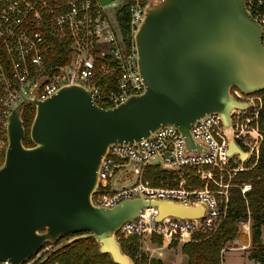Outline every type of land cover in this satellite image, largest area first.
I'll return each mask as SVG.
<instances>
[{"label":"water","instance_id":"water-1","mask_svg":"<svg viewBox=\"0 0 264 264\" xmlns=\"http://www.w3.org/2000/svg\"><path fill=\"white\" fill-rule=\"evenodd\" d=\"M144 13L133 35L141 94L111 109L98 108L91 91L81 86H62L43 101L25 100L24 106L35 107L28 147L22 142L24 107L19 104L9 114L0 167V261L23 264L47 243L42 263L78 240L93 238L114 264H130L114 235L141 209L156 210L154 221L202 216L200 206L156 199L96 207L91 195L97 171L109 145L135 144L163 125L179 131L187 151L201 150L189 127L206 115L217 114L229 126L231 111L248 108L232 97V88L244 95L264 89L261 30L244 0H156ZM225 154H238L241 161L247 157L232 140ZM66 234L73 236L55 244Z\"/></svg>","mask_w":264,"mask_h":264},{"label":"built area","instance_id":"built-area-1","mask_svg":"<svg viewBox=\"0 0 264 264\" xmlns=\"http://www.w3.org/2000/svg\"><path fill=\"white\" fill-rule=\"evenodd\" d=\"M152 1L156 0L119 3L117 0L105 3L101 0H0V167L8 144L7 119L17 105L24 107L25 100L43 101L62 86H81L91 91V99L98 108L111 109L144 91L133 35ZM121 7L128 14V43L117 19ZM244 7L260 28L264 46V0H244ZM61 44L67 53L55 48ZM108 75L114 76L103 82ZM235 111L239 110L229 114V126L223 125L217 114H208L190 125V137L201 148L198 151L186 150L184 137L173 125H163L147 139L132 145H109L97 171L98 185L92 192L91 203L112 208L124 200L141 198L200 206L203 214L199 218L173 216L154 221L155 210L150 222L142 217L143 208L136 220L120 228L137 223L148 233L161 235V247L174 239L190 242L195 231L210 236L224 218L225 207L220 205L226 203L227 190L219 201L212 190L204 187L188 191L180 181L172 188H151L146 182L131 186L117 183L122 173L131 171L136 177L142 169L154 164L163 170L191 168L200 180H213L210 168L222 170L225 159L231 156L225 154L222 145L238 131L237 123L231 118ZM252 116L255 118L254 113ZM225 127H229V134ZM154 159L158 161L151 164ZM231 170L234 173L237 169ZM249 188L245 182L240 187L241 193ZM0 264L9 263L0 261Z\"/></svg>","mask_w":264,"mask_h":264},{"label":"trees","instance_id":"trees-1","mask_svg":"<svg viewBox=\"0 0 264 264\" xmlns=\"http://www.w3.org/2000/svg\"><path fill=\"white\" fill-rule=\"evenodd\" d=\"M120 32L126 43L130 41L128 28V14L125 7H121L117 13ZM55 48L62 53H67L64 45H56ZM114 75H108L103 82H108ZM254 107L249 108L250 113L255 114L257 128L256 151L251 153L240 169L234 171L229 179L227 199L225 204L224 218L213 234L205 237L201 231L192 234V240L183 243L181 253L186 257L187 264H222V251L228 242H231L237 233L238 223L249 220L250 252L249 258L258 264H264V246L261 243V229L264 226V89L251 94ZM29 106H24L22 113V124L25 129V137L22 140L25 147L33 145L28 137L30 121L34 111H29ZM229 127L225 132L229 134ZM144 174V180L150 182L151 186L158 185L162 181L169 184L172 178L166 171L157 167L151 168ZM249 183L250 190L241 193L240 187L245 182ZM73 234L60 237L55 244L66 241ZM134 238L119 240L122 252L133 264H161L159 259L146 261L145 257L138 252V246ZM48 247L39 257L36 255ZM50 244L44 243L41 250L30 260L23 264H113L107 253H100L99 247L93 238L78 240L64 249L50 254L48 259L40 263L42 257L49 251ZM137 256V257H136ZM35 258V259H34ZM32 260V261H31Z\"/></svg>","mask_w":264,"mask_h":264},{"label":"rangeland","instance_id":"rangeland-1","mask_svg":"<svg viewBox=\"0 0 264 264\" xmlns=\"http://www.w3.org/2000/svg\"><path fill=\"white\" fill-rule=\"evenodd\" d=\"M120 1L121 0H117V3H119ZM231 95L238 101L247 102L249 104V108H252L254 106V102L252 100L253 98L251 95H244V94L240 95V93L235 88H232ZM27 106H29V109H30L29 111H32V109L34 111L33 106L31 105H27ZM231 118L233 119L235 123H237V130L242 133L241 134V133H238V131H236V133L234 134V137L232 136V140L234 143L237 144L240 151L242 152L244 151L245 153L248 154V158H245L243 161H241L239 159V156H237L238 154H232L231 156L225 159L224 163L221 166L222 170L210 168L209 171L211 172V178L213 180L208 179L207 182L204 180H200L197 177L196 173H194V170L191 168L190 169H172V170H164L167 172V174H170L172 176V178L169 179L171 180L169 181L170 185H165L162 183V181H160L158 185L151 186L150 182H148L147 180H144V175H145L144 173L149 170H154L151 168H154V167L159 168L158 165L154 164L158 161V159H154L153 161H151V164H154V165H149L145 167L144 169H142L141 175L134 177L131 171L122 173L118 180L117 185L128 181V185L130 186L136 183L137 184L140 183L144 185L146 182L147 186L151 188H155V187L172 188V187H176L180 181L182 182L183 188L188 191L192 189L200 190L206 187L207 189L212 190L215 193L216 198L219 201H221L225 197L223 193L226 191V188L228 187L230 175H232L233 173L231 172L232 171L231 169L241 168L244 162L247 159H249V157L251 156L250 153L253 150H256V140L258 136L256 123H255L256 119L254 118V116H252V113H250L248 109L242 112H239V111L232 112ZM227 145L228 143H226V145L225 144L222 145V148L224 151L226 150ZM246 183H248V181ZM154 214H155L154 209L145 208L144 211L142 212V217L145 218L144 219L145 221L150 222L152 221ZM237 226H238V229H237L236 236L238 240H241V242L243 243H246L247 241L250 242L249 220H246L245 222H240L238 223ZM130 238L135 239L134 241L136 242V246H138V252L141 253L145 257L146 261H149L150 259H154V260L159 259L161 264L162 263L185 264L183 261L184 259L182 257V253H181V247L183 243L179 242L177 239H174V241H171L167 246L163 247L161 256H158L156 250H161L160 247L163 246L161 245V235L154 234V233H148L147 231L143 230L137 223H134L133 225L127 226L125 228L124 227L120 228V231L114 235V240L116 244L118 245V247H119V240L121 239L126 240ZM233 240L231 242H228L225 245L224 250L222 251V257H221L222 264H237V263L253 262V261H248V258H247V253L250 252L251 243H249L248 247H246V249L243 251L238 250V249L228 248V247L238 246L237 244H233ZM261 243L264 246V226L261 229ZM96 244L98 245V247L100 246L99 243L96 242ZM119 248L121 250V247ZM227 248L228 250H226ZM46 250H48V247H46L44 250H41L36 255L35 258L39 257ZM99 250H100V247H99ZM158 257H160L162 260ZM129 261H130V264H133L130 259Z\"/></svg>","mask_w":264,"mask_h":264},{"label":"crops","instance_id":"crops-1","mask_svg":"<svg viewBox=\"0 0 264 264\" xmlns=\"http://www.w3.org/2000/svg\"><path fill=\"white\" fill-rule=\"evenodd\" d=\"M246 158H247V157H246ZM123 183H128V181L123 182ZM248 240H249V239H248ZM233 244H237L238 246H235V247H228V248H231V249H238V250H242V251H243V250L246 249V247H248V245H249V241H247L246 243H243V242H241V240H238L237 236H235V238H234V240H233ZM228 248H227L226 250H228ZM160 249H161V250H156L158 256H161L163 247H161ZM248 254H249V253H247L248 261H253L252 259L249 258ZM182 257H183V259H184V260H183L184 263L187 264V263H186V257H185L183 254H182ZM158 258H160V257H158ZM160 259H161V258H160ZM161 260H162V259H161ZM162 264H165V263H162ZM237 264H258V263L255 262V261H253V262L237 263Z\"/></svg>","mask_w":264,"mask_h":264},{"label":"bare ground","instance_id":"bare-ground-1","mask_svg":"<svg viewBox=\"0 0 264 264\" xmlns=\"http://www.w3.org/2000/svg\"><path fill=\"white\" fill-rule=\"evenodd\" d=\"M225 129H226V127H225Z\"/></svg>","mask_w":264,"mask_h":264}]
</instances>
